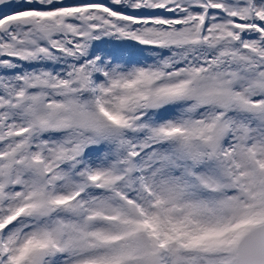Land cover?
I'll use <instances>...</instances> for the list:
<instances>
[{
  "label": "snow or ice",
  "instance_id": "6c2138e0",
  "mask_svg": "<svg viewBox=\"0 0 264 264\" xmlns=\"http://www.w3.org/2000/svg\"><path fill=\"white\" fill-rule=\"evenodd\" d=\"M0 264H264V0H0Z\"/></svg>",
  "mask_w": 264,
  "mask_h": 264
}]
</instances>
